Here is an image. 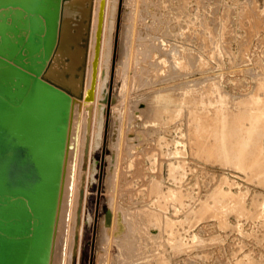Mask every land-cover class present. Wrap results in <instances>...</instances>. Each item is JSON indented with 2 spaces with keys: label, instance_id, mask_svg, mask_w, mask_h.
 I'll return each mask as SVG.
<instances>
[{
  "label": "rangeland",
  "instance_id": "1",
  "mask_svg": "<svg viewBox=\"0 0 264 264\" xmlns=\"http://www.w3.org/2000/svg\"><path fill=\"white\" fill-rule=\"evenodd\" d=\"M108 89L79 264H264V0H117Z\"/></svg>",
  "mask_w": 264,
  "mask_h": 264
},
{
  "label": "bare ground",
  "instance_id": "2",
  "mask_svg": "<svg viewBox=\"0 0 264 264\" xmlns=\"http://www.w3.org/2000/svg\"><path fill=\"white\" fill-rule=\"evenodd\" d=\"M6 1L14 0H0V3ZM116 3L117 0H60L52 50L47 57L42 55V48L36 54L43 56L38 59L41 64L39 78L61 89L70 99L46 264H79L82 230L86 220L85 202L93 171L92 153L101 138L102 113L112 100L108 89V72ZM31 15L34 13L22 5L9 2L0 6V59L12 61L22 49L29 36ZM39 18L44 25L43 36L45 19L43 15H39ZM24 54L27 63L26 50ZM74 67L76 70H73ZM11 73V69L0 60V119L5 116V104L2 101L7 99L4 94ZM12 150H5L0 155L1 177L10 173L8 168L11 164H16ZM13 190L22 191V188ZM18 194L0 195V234L17 242L11 256L13 264H33L31 257L35 255L36 244H40L37 230L40 231L41 226L29 200ZM104 218L105 223L102 222L107 228L102 230L107 235L109 228L116 231L121 229L122 221L114 208L111 207Z\"/></svg>",
  "mask_w": 264,
  "mask_h": 264
},
{
  "label": "water",
  "instance_id": "3",
  "mask_svg": "<svg viewBox=\"0 0 264 264\" xmlns=\"http://www.w3.org/2000/svg\"><path fill=\"white\" fill-rule=\"evenodd\" d=\"M9 2L25 6L34 15L30 16V32L22 49L12 61L0 59L12 72L5 88L7 99L2 101L5 116L0 119V155L13 149L16 163L9 166L10 173L0 176V195L18 192L29 200L41 226L37 230L40 244L34 247L31 260L33 264H46L70 99L61 89L39 78L38 59L47 57L52 50L60 0H14L1 2L0 6ZM39 15L45 19L43 36L44 25ZM41 48L43 56L36 55ZM16 188L22 191L13 190ZM16 243L0 234V264H13L11 256Z\"/></svg>",
  "mask_w": 264,
  "mask_h": 264
}]
</instances>
